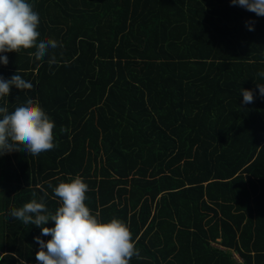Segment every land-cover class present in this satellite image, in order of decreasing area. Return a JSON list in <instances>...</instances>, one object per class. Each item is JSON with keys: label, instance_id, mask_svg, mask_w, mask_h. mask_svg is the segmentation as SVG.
I'll return each mask as SVG.
<instances>
[{"label": "trees", "instance_id": "trees-1", "mask_svg": "<svg viewBox=\"0 0 264 264\" xmlns=\"http://www.w3.org/2000/svg\"><path fill=\"white\" fill-rule=\"evenodd\" d=\"M28 2L58 47L5 54L0 76L33 87L0 107L38 101L56 147L0 155V264H39L51 236L10 210L54 214L53 188L77 175L93 214L130 226V264H264V17L231 0Z\"/></svg>", "mask_w": 264, "mask_h": 264}, {"label": "clouds", "instance_id": "clouds-1", "mask_svg": "<svg viewBox=\"0 0 264 264\" xmlns=\"http://www.w3.org/2000/svg\"><path fill=\"white\" fill-rule=\"evenodd\" d=\"M231 3L264 17V0H231ZM39 25L40 16L28 0H0V63L8 65L7 53L35 48L29 55L41 60L50 48L56 49L57 41L40 40ZM249 30L254 28L249 27ZM55 62L53 56L49 64ZM258 75L264 78V71ZM256 86L264 96V84ZM32 87L18 71L11 79L0 76V99L9 97L13 88L23 91ZM241 94L244 104L254 101L253 91L242 89ZM55 127L38 101L29 98L19 102L11 112L5 102V106L0 107V155L22 152L38 156L53 150ZM60 131L63 134L68 129L62 126ZM69 179L70 182H61L53 188L55 197L61 201L54 214L43 200L36 199L10 210L12 217L40 228L42 236H51L47 242L40 236L35 238L40 246L36 253L39 264H130L133 257L140 259L130 226L117 218L102 222L99 213L93 214L86 204L89 185L79 175ZM49 222H54L55 226L47 227ZM20 264L26 261L21 260Z\"/></svg>", "mask_w": 264, "mask_h": 264}]
</instances>
